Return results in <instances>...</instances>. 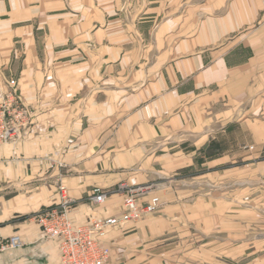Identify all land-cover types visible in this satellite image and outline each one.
Here are the masks:
<instances>
[{"label":"crops","instance_id":"obj_1","mask_svg":"<svg viewBox=\"0 0 264 264\" xmlns=\"http://www.w3.org/2000/svg\"><path fill=\"white\" fill-rule=\"evenodd\" d=\"M13 79L32 118L0 148V243L24 246L0 264H62L36 215L64 185L76 226L118 217L122 182L156 185L161 209L100 236L108 264L227 262L196 220L244 155L229 106L262 104L264 0H0V94Z\"/></svg>","mask_w":264,"mask_h":264},{"label":"built area","instance_id":"obj_2","mask_svg":"<svg viewBox=\"0 0 264 264\" xmlns=\"http://www.w3.org/2000/svg\"><path fill=\"white\" fill-rule=\"evenodd\" d=\"M32 112L23 105L16 80H10L9 89L0 94V148L24 135L30 126ZM154 184L130 185L122 182L116 192L123 198V212L118 217L95 219L87 225L76 226L71 218L74 201L64 185L59 186L60 202L36 215L46 239L57 241L62 264H108L109 247L100 240L111 228H120L130 222H139L161 209V199ZM110 194L99 187L92 189V200L104 204ZM23 240L13 236L0 243V252L22 248Z\"/></svg>","mask_w":264,"mask_h":264},{"label":"rangeland","instance_id":"obj_3","mask_svg":"<svg viewBox=\"0 0 264 264\" xmlns=\"http://www.w3.org/2000/svg\"><path fill=\"white\" fill-rule=\"evenodd\" d=\"M263 102L264 97L260 105L229 106L230 109L236 107L240 115L249 119L245 123L244 155L240 157L237 164L232 163L233 159L230 160V158L226 161L219 160L223 162L222 164L229 166L235 164L239 167L219 171L223 180L212 186V214L196 220V222L200 221L197 222L196 227L205 224L208 228L207 233H199L201 236L211 234L214 243L212 248L214 259L227 261L224 262L225 264H264ZM252 132L257 134L258 137H255V140L258 144L251 143L254 139L251 137ZM213 164L219 163L214 161ZM213 170L212 175L218 176V172ZM210 228H212L211 233Z\"/></svg>","mask_w":264,"mask_h":264}]
</instances>
